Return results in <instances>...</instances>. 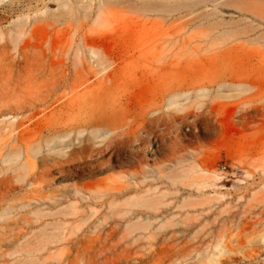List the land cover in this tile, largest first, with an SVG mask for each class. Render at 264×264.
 <instances>
[{
  "label": "rangeland",
  "instance_id": "obj_1",
  "mask_svg": "<svg viewBox=\"0 0 264 264\" xmlns=\"http://www.w3.org/2000/svg\"><path fill=\"white\" fill-rule=\"evenodd\" d=\"M0 264H264V0H0Z\"/></svg>",
  "mask_w": 264,
  "mask_h": 264
},
{
  "label": "built area",
  "instance_id": "obj_2",
  "mask_svg": "<svg viewBox=\"0 0 264 264\" xmlns=\"http://www.w3.org/2000/svg\"><path fill=\"white\" fill-rule=\"evenodd\" d=\"M220 172H221L222 175H224L223 176L224 178L227 177V174H226L228 172L227 171V164H223V165L221 164V166H220Z\"/></svg>",
  "mask_w": 264,
  "mask_h": 264
},
{
  "label": "bare ground",
  "instance_id": "obj_3",
  "mask_svg": "<svg viewBox=\"0 0 264 264\" xmlns=\"http://www.w3.org/2000/svg\"><path fill=\"white\" fill-rule=\"evenodd\" d=\"M170 104H173V102H171ZM106 133H108V131L106 132ZM56 147V146H55ZM213 179H214V181H216V180H219L221 177H219V175H215L214 177H212ZM4 229H6V228H4Z\"/></svg>",
  "mask_w": 264,
  "mask_h": 264
}]
</instances>
